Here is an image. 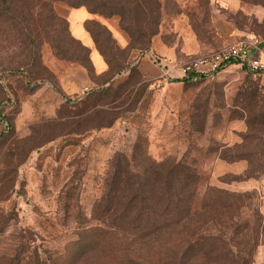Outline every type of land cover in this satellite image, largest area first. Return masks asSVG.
Returning a JSON list of instances; mask_svg holds the SVG:
<instances>
[{
	"label": "rangeland",
	"instance_id": "rangeland-1",
	"mask_svg": "<svg viewBox=\"0 0 264 264\" xmlns=\"http://www.w3.org/2000/svg\"><path fill=\"white\" fill-rule=\"evenodd\" d=\"M81 8L102 74L71 34ZM246 40L264 62V0H0V264H264V76L229 65L180 83L151 58L176 72ZM73 67L89 90L78 99L82 88L57 87ZM125 163L168 179L190 215L65 258L82 229L106 225L102 210L118 211Z\"/></svg>",
	"mask_w": 264,
	"mask_h": 264
},
{
	"label": "trees",
	"instance_id": "trees-1",
	"mask_svg": "<svg viewBox=\"0 0 264 264\" xmlns=\"http://www.w3.org/2000/svg\"><path fill=\"white\" fill-rule=\"evenodd\" d=\"M86 50L88 51V49ZM145 52H149V50L145 49L139 51L138 56L143 55ZM136 59L137 56L134 60ZM132 65L133 64L129 67H134ZM203 80L206 79L190 75L177 82L189 83ZM125 167L124 173H120L118 170L116 174H113V183L117 182L119 185L118 188H116L115 197L122 202L121 206L118 207V211L116 212L111 208L102 210L100 218L107 220L106 222L103 221L106 225L103 224L101 228L95 227L91 229L93 230L92 232H90V229H82L79 233L78 240L69 244V251L64 255L65 258L77 261L81 256L95 249L99 240L104 241L106 235L117 236L121 234L126 237L143 239L184 220L190 215L193 201L181 202L176 192L168 190V179H161V174H156L158 178L160 177V180L157 181L155 179L152 181L148 174H129L127 171V163H125ZM178 175H180V182H182L183 185L188 184L189 178H195L192 174ZM106 189H108L107 183ZM161 190L164 191L162 192ZM112 192V189L107 190V192L105 190L102 199L104 201H109V199L112 200L115 198L112 197ZM136 203H138V205ZM163 217L170 218L168 220H163ZM173 219L178 221H171ZM39 258V256H36L33 264H44ZM60 261L67 263L63 256ZM60 261L58 262L53 258L51 264H61ZM114 264L137 263L134 260L123 258L119 259Z\"/></svg>",
	"mask_w": 264,
	"mask_h": 264
},
{
	"label": "built area",
	"instance_id": "built-area-1",
	"mask_svg": "<svg viewBox=\"0 0 264 264\" xmlns=\"http://www.w3.org/2000/svg\"><path fill=\"white\" fill-rule=\"evenodd\" d=\"M261 51L257 42L255 41H239L235 44H230L214 54H209L188 63L178 66V70L173 72V68L170 69V62L163 61L158 58L151 57L154 62L167 67V70L162 69V75L164 78L168 77L170 72L176 81H181L190 75L198 78L208 79L214 75H217L223 71L229 65H236L244 68L246 71L255 75L264 76V62L260 57ZM160 61V62H159ZM88 88L84 87L77 99L88 92Z\"/></svg>",
	"mask_w": 264,
	"mask_h": 264
},
{
	"label": "crops",
	"instance_id": "crops-1",
	"mask_svg": "<svg viewBox=\"0 0 264 264\" xmlns=\"http://www.w3.org/2000/svg\"><path fill=\"white\" fill-rule=\"evenodd\" d=\"M181 9L194 2V0H174ZM71 29V34L83 47L89 50V57L97 73L102 74L105 71V63L98 51L95 49L94 43L89 33L84 29L83 23L91 19V16L82 8L73 9L67 14ZM169 58H167L168 61ZM79 68H69L63 77L57 81L58 89L62 93V97L79 93L84 85L83 72L81 75ZM84 88V87H83ZM82 88V89H83Z\"/></svg>",
	"mask_w": 264,
	"mask_h": 264
}]
</instances>
